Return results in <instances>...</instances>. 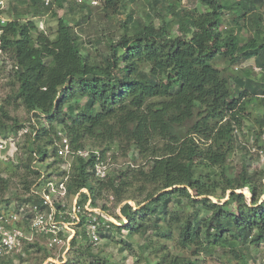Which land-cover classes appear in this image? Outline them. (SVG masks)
I'll return each mask as SVG.
<instances>
[{
	"label": "trees",
	"instance_id": "1",
	"mask_svg": "<svg viewBox=\"0 0 264 264\" xmlns=\"http://www.w3.org/2000/svg\"><path fill=\"white\" fill-rule=\"evenodd\" d=\"M103 2V11L116 12L118 0ZM64 3L12 0L9 21L0 24V49L16 67L17 98L35 119L39 111L46 119L25 133L24 195L40 177L32 161L48 158L58 132L72 150L89 144L102 156L115 143L123 156L132 150L146 163L98 181L90 171L93 157H76L67 184L66 197L79 194L78 206L91 200L101 213H107L98 205L105 191L117 203L135 201L133 213L128 203L119 208L126 225L108 222L97 229L100 240L122 230L127 238H146L140 249L148 256L141 264H204L215 253L227 257L228 264H248L249 252L264 244V171L242 166L236 172L226 162L250 117L264 128V112L253 113L258 105L264 107V62H256L263 84L249 69L225 74L213 62L218 55H230L232 62L264 55V0H199L205 12L196 19L183 16L167 0H149L152 8L160 5L165 11L159 13L161 24L128 27L125 22L116 40L97 36L94 42L104 44V53L94 60L83 54L79 36L65 20H57L53 39L38 30L35 19ZM174 25L178 35L172 37ZM246 32L251 34L247 39ZM0 112L8 119L3 107ZM8 129L0 120V135L7 136ZM8 188L9 180L0 174V204ZM131 190L137 194L125 198ZM242 190L250 202L237 192ZM87 226V219L75 226L69 253L77 247L79 255L63 264L95 259ZM121 243L120 249H131L130 241Z\"/></svg>",
	"mask_w": 264,
	"mask_h": 264
},
{
	"label": "rangeland",
	"instance_id": "2",
	"mask_svg": "<svg viewBox=\"0 0 264 264\" xmlns=\"http://www.w3.org/2000/svg\"><path fill=\"white\" fill-rule=\"evenodd\" d=\"M103 1L104 0H98L99 5L96 7H90L88 4L78 6L75 4L76 2L74 0H65L66 3L62 5V8L53 5L49 13L35 19L38 30L43 31L50 39H53L57 27V20H65L67 25L74 29L79 36L83 54L89 55L91 60H94L96 58L99 59L100 55L104 53V44L98 45L94 42L97 36H101L102 34L105 36L110 35L116 40L119 34L123 32L125 22L128 27H132L134 24H148L150 21L154 22L155 26H159L161 24L159 13H165L160 5L152 8L148 3L149 0H118L117 6L115 7L116 12L111 13L108 11L106 13L102 9L105 6ZM167 1L172 3L183 16L196 19L198 14L205 12L199 0ZM6 13L5 10L4 17L8 18ZM53 14L57 17H53ZM129 16H131V21L127 19ZM170 17L169 14L165 16L166 19ZM223 28H225V26H223ZM177 35V25H174L171 36L175 37ZM250 36L251 34L248 32L243 35L245 39ZM258 60L264 62V55L257 58L254 57L248 61L239 60V62H232V56L230 55H225V57L218 55L213 63L219 70L225 72V74L231 70L234 71L237 69V71H243L249 69L252 72L251 77L255 78L254 81L263 84L260 77L262 75L261 69L256 64ZM46 63L48 64L49 62ZM14 72L15 69L10 60L0 55V108L3 107V110L8 116V119H6L0 112V120L9 127L7 136L17 135L18 144L16 162L12 164L0 163L1 176L9 180V188L2 196L3 203L0 204V208L7 205L6 202L12 206L15 204L20 205V200L24 199L23 180H21V176L25 174L24 169L26 160L28 161V153L24 148L27 143L25 134H22V131L26 129L28 131L31 130L30 126L33 125L32 118L36 120L38 126H41L46 120L41 115L42 113L40 111L38 112V119H35L31 113L26 112L22 103L17 98V85L15 83ZM82 103L83 101H81V104ZM256 112H261L262 114L264 112V107L258 105L253 113L256 114ZM14 126H16V128H14ZM60 127L59 124H56L57 130ZM17 128L19 129L17 130ZM16 130L17 133H15ZM86 148L91 149L92 147L87 144ZM109 149H111V152H109L108 160L113 164L111 174H113V172L125 171L128 167H141L146 163L143 158L132 150H130L126 156H123L119 146L115 143H111ZM47 150L48 158L44 159L42 162L32 161V166L40 172H48L49 175L46 177L49 178L50 175L58 171V165L53 163L56 158L54 155H51L54 153L55 147L49 146ZM226 165L228 169L235 168L234 170L236 172L242 166H245L248 171H264V128L259 127L257 122H254V117H250V121L245 122L241 131L237 132L236 147L228 158ZM237 192L242 193L250 202V195L246 190ZM136 194L135 190H131L126 193L125 198ZM228 194L229 192L226 193L225 199L221 200V202H224L228 198ZM110 195V192L105 191L102 198L98 200L99 207L105 206L107 212L105 214L114 220L115 226H118L117 224L119 223L126 225L127 220L121 219L119 208L125 203H128L133 213L138 209L135 205V201L133 199H128L127 201L117 203L115 197L113 199ZM143 196L144 195H142V197ZM74 198L72 194L66 198L65 210L67 212L71 211ZM263 198L264 196L262 199ZM211 200L214 203L218 201L215 198H211ZM115 216H117L119 220L116 219ZM149 233L150 231L147 235ZM155 238V236H152V240ZM122 240L130 241L132 243L131 249H120L122 248ZM45 243L46 238L38 235L32 243L25 244L21 254L0 257V264H47L49 262L63 264L65 260H73L79 255L76 253L77 247L66 254L67 250L64 251L65 249L63 250V246L50 249L45 246ZM90 244H92V246H90V253H92V256H95V259L93 257H83L77 260V264H96L98 262H96V259L100 260V264H106V262L107 264H141L139 262L148 256V251L140 249V247L146 246V238L140 235H135L132 239L127 238V231L125 230L114 232L112 238L109 240H100L98 238L97 243L90 241ZM85 249L87 248L85 247ZM249 254L250 257L247 260L248 264H264V244L250 251ZM204 264H228V259L227 257L224 258L218 255V253H215L213 256L207 257Z\"/></svg>",
	"mask_w": 264,
	"mask_h": 264
},
{
	"label": "built area",
	"instance_id": "3",
	"mask_svg": "<svg viewBox=\"0 0 264 264\" xmlns=\"http://www.w3.org/2000/svg\"><path fill=\"white\" fill-rule=\"evenodd\" d=\"M11 1L0 0V24L9 21L8 18L4 17V12L8 9ZM74 1L76 4H88L90 7L99 5L98 0ZM41 3L44 6H49L51 0H41ZM0 55L8 59V55L2 53L1 49ZM32 124L36 126L33 118ZM26 132H28L27 129L22 131V134ZM16 136L0 135V163L12 164L16 162L18 153ZM58 136L59 139L54 145L55 158L59 160L56 163L58 171L50 175L49 178L46 177L49 175L48 172H40V177L30 186L28 193L24 195L25 201L22 204L13 206L7 204L0 208V257L21 254L25 244L32 243L38 235L46 238L45 246L47 248L52 249L63 246V250H67L66 254H68L70 241L76 233L75 226L82 219L88 220L87 233L93 243L98 241L97 229L99 227H107L108 222L114 224L111 217L92 207L91 200H88L83 206H78L79 194L74 196L71 211L67 212L65 210L67 184L72 172L74 158L79 157L89 160L93 157V165L90 171L95 180L101 181L112 173L113 164L108 160L111 149L106 151L105 156H102L99 150H72L66 137L61 132H58ZM80 193H87V190L82 189ZM57 204L62 209L58 210L56 208ZM120 217L125 219L121 215ZM117 225L120 226L121 223Z\"/></svg>",
	"mask_w": 264,
	"mask_h": 264
},
{
	"label": "crops",
	"instance_id": "4",
	"mask_svg": "<svg viewBox=\"0 0 264 264\" xmlns=\"http://www.w3.org/2000/svg\"><path fill=\"white\" fill-rule=\"evenodd\" d=\"M7 10H8V9H7ZM7 10H6V11H7ZM4 13H5V12H4Z\"/></svg>",
	"mask_w": 264,
	"mask_h": 264
}]
</instances>
